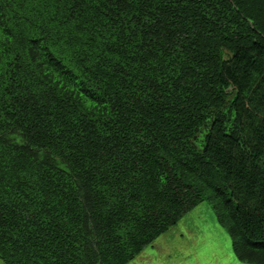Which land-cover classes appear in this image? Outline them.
I'll use <instances>...</instances> for the list:
<instances>
[{
  "label": "trees",
  "instance_id": "obj_1",
  "mask_svg": "<svg viewBox=\"0 0 264 264\" xmlns=\"http://www.w3.org/2000/svg\"><path fill=\"white\" fill-rule=\"evenodd\" d=\"M203 203L264 264V0H0V262L130 264Z\"/></svg>",
  "mask_w": 264,
  "mask_h": 264
},
{
  "label": "rangeland",
  "instance_id": "obj_2",
  "mask_svg": "<svg viewBox=\"0 0 264 264\" xmlns=\"http://www.w3.org/2000/svg\"><path fill=\"white\" fill-rule=\"evenodd\" d=\"M130 264L243 263L235 257L232 240L218 224L214 208L203 203Z\"/></svg>",
  "mask_w": 264,
  "mask_h": 264
}]
</instances>
